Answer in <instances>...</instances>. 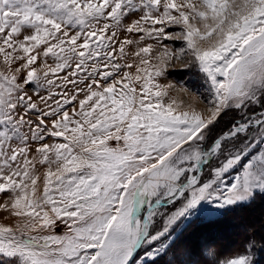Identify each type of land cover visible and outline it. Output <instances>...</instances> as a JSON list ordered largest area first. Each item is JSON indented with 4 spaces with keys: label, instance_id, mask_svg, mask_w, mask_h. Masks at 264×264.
<instances>
[{
    "label": "snow or ice",
    "instance_id": "1",
    "mask_svg": "<svg viewBox=\"0 0 264 264\" xmlns=\"http://www.w3.org/2000/svg\"><path fill=\"white\" fill-rule=\"evenodd\" d=\"M0 198V264H187L189 226L264 198V0H0Z\"/></svg>",
    "mask_w": 264,
    "mask_h": 264
},
{
    "label": "rangeland",
    "instance_id": "2",
    "mask_svg": "<svg viewBox=\"0 0 264 264\" xmlns=\"http://www.w3.org/2000/svg\"><path fill=\"white\" fill-rule=\"evenodd\" d=\"M166 43L175 50H178L181 44L180 41H175V42L168 41ZM161 82L172 83L176 85L177 89L181 85H184L190 90L199 91L205 96V98H207V84L203 80L201 74L194 68H186L182 62L179 61L174 62L168 68L167 80H162ZM57 83H59V81H57ZM57 91H59V89H57ZM44 94L46 95L47 93L45 92ZM170 94L172 96H175L178 101H182L185 105H187L191 99L187 93L178 92L176 90H171ZM199 107L202 109L204 105L200 104ZM231 122H232L231 115L225 117L220 122L217 131H226L229 125L231 124ZM0 202H2V198H0ZM254 207L255 209H257L258 214H256L257 212L256 210L252 211ZM166 208L170 209L171 206H166ZM161 210L164 211L165 209H161ZM205 215H207V213H205ZM206 221L209 220L203 219L201 221H197L193 223L191 226L187 228L186 231L183 232V235L180 237V240L177 242L180 252L179 259L186 261L187 264H201V260L198 257L199 256L198 252L201 251L200 254L205 255V251L209 247L212 246L215 247V245L216 247L223 249L228 254L241 251L243 249L242 245L246 243L249 237V235L246 234H249L252 231L255 232L256 230L260 231L259 235H261L260 237L263 238L264 237V199L258 201L257 203L249 207V209L245 213H242V215H240V218L238 217L237 220H235V217H233L232 219H222V220L215 219L211 221V223L205 226L201 227V225H199L200 223ZM231 221L236 222L235 223L236 227H234V230L228 231V226H230ZM235 230H238V234L235 235L238 237L234 236ZM229 232L231 233V235L227 236ZM232 238L235 239L232 240ZM213 239L214 241H211ZM255 239L257 238L255 237ZM210 243H212V245ZM257 253L259 259L264 256V252L259 253L257 251ZM165 259L171 260L173 259V256L170 254Z\"/></svg>",
    "mask_w": 264,
    "mask_h": 264
},
{
    "label": "trees",
    "instance_id": "3",
    "mask_svg": "<svg viewBox=\"0 0 264 264\" xmlns=\"http://www.w3.org/2000/svg\"><path fill=\"white\" fill-rule=\"evenodd\" d=\"M264 198H257L250 206H247V207H243V208H240V209H238V210H235L232 214H230L229 216H227V217H225V218H223V219H232L233 217H235V220H237L238 219V217L240 218V215H242V213H245L248 209H249V207H251L253 204H255V203H257L258 201H260V200H263ZM254 210H256L257 211V209H255V207H254V209L252 210V211H254ZM256 214H258V211L256 212ZM255 214V215H256ZM233 216V217H232ZM222 220V219H221ZM209 223H211L210 221H206V222H203V223H200L199 225H201V227L202 226H205V225H207V224H209ZM235 221H231V224H230V226H228V231L230 230L231 231V229L232 230H234V225H235ZM234 224V225H233ZM198 225V226H199ZM235 227H236V225H235ZM239 230V229H238ZM238 230H236L235 231V233H234V235H237L238 234ZM226 232V231H225ZM260 231H257L256 230V232L255 231H252L251 233H249V234H246V235H249V237H248V239L249 238H251V237H256L257 239H256V241L257 242H260V241H262V240H264V237L262 238V237H260L261 235H259L260 233H259ZM230 233V232H229ZM239 233H240V231H239ZM248 233V232H247ZM245 234V233H244ZM263 234V233H262ZM228 235H231V234H227V236ZM240 235V234H239ZM235 237H238V236H235ZM211 241H214V239L213 240H211ZM211 245H212V243H210ZM244 245H245V243L242 245V248L244 247ZM215 247H216V245H215ZM217 248H219V247H217ZM259 253L260 252H264V251H261L259 248H257L256 249ZM201 252V251H200ZM200 252H198L199 253V259L201 260V264H204V261H205V259H206V257H205V255H202V254H200ZM264 257V256H263ZM260 258L259 260H260V264H264V258Z\"/></svg>",
    "mask_w": 264,
    "mask_h": 264
},
{
    "label": "bare ground",
    "instance_id": "4",
    "mask_svg": "<svg viewBox=\"0 0 264 264\" xmlns=\"http://www.w3.org/2000/svg\"><path fill=\"white\" fill-rule=\"evenodd\" d=\"M234 225V224H233ZM219 227V226H218ZM221 227H223V226H221ZM234 227H235V225H234ZM232 230V229H231ZM223 231V230H222ZM236 231V230H235ZM229 234H231V233H229ZM233 234V233H232ZM219 236V235H218ZM235 236V235H234ZM233 236V237H234ZM216 237V236H215ZM214 238V237H213ZM230 239V238H229ZM235 239V238H234ZM233 238H232V240H234ZM232 240H230V241H232ZM234 242V241H233ZM232 243V242H231ZM233 244V243H232ZM229 245H230V243H229Z\"/></svg>",
    "mask_w": 264,
    "mask_h": 264
}]
</instances>
